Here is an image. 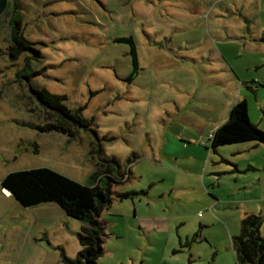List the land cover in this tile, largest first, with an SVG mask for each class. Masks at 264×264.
I'll return each mask as SVG.
<instances>
[{
    "label": "rangeland",
    "instance_id": "1",
    "mask_svg": "<svg viewBox=\"0 0 264 264\" xmlns=\"http://www.w3.org/2000/svg\"><path fill=\"white\" fill-rule=\"evenodd\" d=\"M129 37L135 76L118 42ZM24 41L39 55L16 54ZM30 85L64 97L88 128L39 131L55 121ZM239 100L264 132V0H11L0 18V264L76 258L81 222L20 206L2 181L48 168L86 184L99 148L132 172L101 215L99 264H237L227 226L253 212L264 234V144L213 150L210 138Z\"/></svg>",
    "mask_w": 264,
    "mask_h": 264
},
{
    "label": "trees",
    "instance_id": "2",
    "mask_svg": "<svg viewBox=\"0 0 264 264\" xmlns=\"http://www.w3.org/2000/svg\"><path fill=\"white\" fill-rule=\"evenodd\" d=\"M10 1L0 0V18L7 12ZM20 36L15 32L13 34L14 41L17 42ZM118 42L130 46L129 53L133 64L131 76L138 75L141 67L134 39L132 37L120 38ZM25 45H18L20 48H16V54L34 51L36 55H39L38 51L28 46L29 44ZM36 75L33 74V76ZM27 79L29 80L28 76ZM31 92L41 104L46 116L55 121L47 123L43 127L38 126L39 131L66 132L72 136L71 129L88 128V123L63 104L66 100L64 97L52 95L47 90L39 89L33 85ZM210 141L213 150L247 142L264 144V132L249 120L247 101L239 100L233 104L227 121L214 131ZM94 152L99 155L97 169L91 174L86 184L76 182L48 168L12 172L2 181V188L9 190L11 196L24 208L56 204L69 218L82 223L80 232L77 234L81 250L75 259L68 258L63 252L65 264H99V259L105 253L106 237L101 215L105 209L112 205L113 187L121 185V180H129L132 175L131 170L127 172L122 169L116 158L102 157V148ZM250 170H252L251 167L245 171ZM117 177H121V180ZM131 195V193H125L120 197L128 198ZM262 223V215L246 214L242 218L240 232L233 237L237 264H264ZM197 237V235L194 236L193 240Z\"/></svg>",
    "mask_w": 264,
    "mask_h": 264
},
{
    "label": "crops",
    "instance_id": "3",
    "mask_svg": "<svg viewBox=\"0 0 264 264\" xmlns=\"http://www.w3.org/2000/svg\"><path fill=\"white\" fill-rule=\"evenodd\" d=\"M249 167H251V166H248L247 168H245V169H243V170H241L242 171V173H245L246 171V169H248ZM252 170H254L255 171V169H253L252 168ZM237 171V170H236ZM235 171V172H236ZM248 172V171H247ZM91 176V175H90ZM89 176V177H90ZM2 190H4L3 188H2ZM12 197V196H11ZM16 201V200H15ZM17 202V201H16ZM18 203V202H17ZM19 204V203H18ZM20 205V204H19ZM21 206V205H20ZM40 206H47L48 208H59L61 211H58L57 213H58V215L60 216V217H62L63 219L65 218L64 217V211L58 206V205H56V204H43V205H40ZM58 206V207H57ZM36 207H38V206H36ZM56 210V209H55ZM246 214H254L253 212L252 213H246ZM245 214V215H246ZM244 215V216H245ZM243 216V217H244ZM242 217V218H243ZM242 218H241V220H242ZM241 220H240V223H239V225H238V227L236 228V226H233V228L231 229L230 228V226H227L228 227V232H229V238H230V242H231V244H232V251H234V254H235V257H236V253H235V250H234V246H233V237L234 236H236V235H238L239 234V232H240V228H241ZM82 224V223H81ZM82 227V226H81ZM261 235L264 237V234H263V232H262V230H261ZM228 244H230V243H228ZM230 248V247H229ZM231 249V248H230ZM236 261H237V259H236Z\"/></svg>",
    "mask_w": 264,
    "mask_h": 264
},
{
    "label": "water",
    "instance_id": "4",
    "mask_svg": "<svg viewBox=\"0 0 264 264\" xmlns=\"http://www.w3.org/2000/svg\"><path fill=\"white\" fill-rule=\"evenodd\" d=\"M4 192H5L6 194H9V195H11L10 191H9V190H7V189H4Z\"/></svg>",
    "mask_w": 264,
    "mask_h": 264
}]
</instances>
